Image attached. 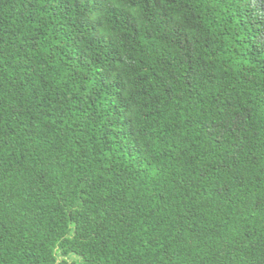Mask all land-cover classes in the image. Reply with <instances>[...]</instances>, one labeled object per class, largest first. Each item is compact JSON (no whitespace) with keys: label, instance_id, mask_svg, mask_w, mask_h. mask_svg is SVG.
<instances>
[{"label":"trees","instance_id":"1","mask_svg":"<svg viewBox=\"0 0 264 264\" xmlns=\"http://www.w3.org/2000/svg\"><path fill=\"white\" fill-rule=\"evenodd\" d=\"M0 264H264V0H0Z\"/></svg>","mask_w":264,"mask_h":264}]
</instances>
